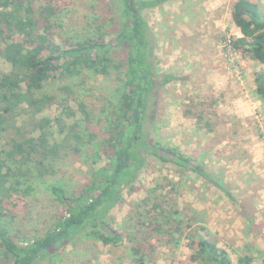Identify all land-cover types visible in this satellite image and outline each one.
<instances>
[{"label":"trees","instance_id":"16d2710c","mask_svg":"<svg viewBox=\"0 0 264 264\" xmlns=\"http://www.w3.org/2000/svg\"><path fill=\"white\" fill-rule=\"evenodd\" d=\"M108 1L107 20H93L81 33L58 43L54 8H36L34 0H0V59L9 64L8 69L0 66V264L54 263L61 249L84 238L102 241L111 251L126 240L133 264L146 262L153 240L177 246L184 238V221L173 205L164 206V198L153 201L150 194L141 200L148 210L139 213L135 231L118 230L111 222V210L123 202V191L133 187L151 156L189 169L232 198L226 184L202 164L150 138L160 89L174 77L159 78L154 34L143 10L170 0ZM232 19L241 33L233 46L264 65V13L259 4L237 0ZM84 70L114 77L112 92L95 120L102 127L99 133L92 127L90 108L76 100L69 86L59 87V97L45 91L50 81L70 80ZM255 84V93L264 101V69L256 73ZM51 106L57 112L43 115ZM66 152L83 157L89 166L83 181L71 189L62 180L48 178L56 174V163ZM38 180L50 181L48 192L63 210L41 233L29 234L17 226L14 232L15 217L27 206ZM185 227L190 229L185 237L195 247L194 261L233 264L216 240L201 235L204 226Z\"/></svg>","mask_w":264,"mask_h":264},{"label":"rangeland","instance_id":"374dc122","mask_svg":"<svg viewBox=\"0 0 264 264\" xmlns=\"http://www.w3.org/2000/svg\"><path fill=\"white\" fill-rule=\"evenodd\" d=\"M236 1L170 0L143 10L154 34L159 78L162 74L174 77L160 89L150 138L202 164L232 194L228 197L189 169L148 157L133 187L123 191V202L111 210L112 225L124 232L135 231L139 213L148 210L141 200L151 194V200L164 198L168 201L164 206L179 210L184 238L177 246L153 240L154 250L144 264H200L192 258L195 247L185 237L190 233L187 223L204 226L201 235L216 240L233 264H261L264 257V101L255 93V75L264 65L233 46V40L241 36L232 19ZM251 1L264 13V0ZM108 5V0H34L36 8L55 9L58 43L81 33L93 20H107ZM189 36L200 39L194 44ZM205 59L204 66L198 65ZM0 66L9 68L2 59ZM113 78L84 70L70 80L50 81L45 91L59 97L63 94L59 87L66 84L76 100L87 104L95 121L112 92ZM56 112L51 106L43 115ZM100 125L93 123L97 133ZM66 153L56 163V174L48 178L62 180L71 189L83 181L89 166L83 157ZM49 182L37 181L27 206L15 217L14 232L17 226L29 234L41 233L62 212L63 205L48 192ZM128 245L124 240L123 247L111 251L102 241L84 238L61 249L58 261L45 259L38 264H133ZM239 258L249 263H240Z\"/></svg>","mask_w":264,"mask_h":264},{"label":"crops","instance_id":"0c3cea01","mask_svg":"<svg viewBox=\"0 0 264 264\" xmlns=\"http://www.w3.org/2000/svg\"><path fill=\"white\" fill-rule=\"evenodd\" d=\"M170 35H171V34H170ZM178 37H179V35L176 36V39H177ZM189 37H191V39H192V41H193L194 44H196L197 41L200 39V37H197V36H189ZM203 40H204V39H202V44L204 45L205 42H203ZM191 49H192V48H189V50H191ZM204 50H205V49L202 47V52H204ZM205 61H206V59H205L204 61H203V60H202V61L200 60V61L197 62V63H198V65H202V66H204Z\"/></svg>","mask_w":264,"mask_h":264}]
</instances>
